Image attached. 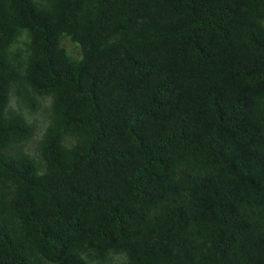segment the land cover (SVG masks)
<instances>
[{
  "label": "trees",
  "instance_id": "obj_1",
  "mask_svg": "<svg viewBox=\"0 0 264 264\" xmlns=\"http://www.w3.org/2000/svg\"><path fill=\"white\" fill-rule=\"evenodd\" d=\"M0 264H264V0H0Z\"/></svg>",
  "mask_w": 264,
  "mask_h": 264
}]
</instances>
